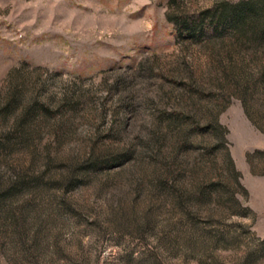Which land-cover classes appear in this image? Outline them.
<instances>
[{
  "label": "rangeland",
  "instance_id": "374dc122",
  "mask_svg": "<svg viewBox=\"0 0 264 264\" xmlns=\"http://www.w3.org/2000/svg\"><path fill=\"white\" fill-rule=\"evenodd\" d=\"M223 1L0 0V264H264V39Z\"/></svg>",
  "mask_w": 264,
  "mask_h": 264
},
{
  "label": "trees",
  "instance_id": "16d2710c",
  "mask_svg": "<svg viewBox=\"0 0 264 264\" xmlns=\"http://www.w3.org/2000/svg\"><path fill=\"white\" fill-rule=\"evenodd\" d=\"M216 13V26L226 30L229 28L252 32V38L264 39V0H241L237 3L223 1L218 4ZM214 12V11H212ZM259 21L260 25H257ZM202 21H184L183 29L194 34L201 32ZM248 28L250 29L248 31Z\"/></svg>",
  "mask_w": 264,
  "mask_h": 264
}]
</instances>
